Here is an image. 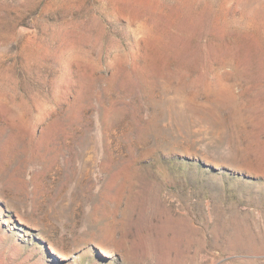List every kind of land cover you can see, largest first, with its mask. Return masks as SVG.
I'll return each instance as SVG.
<instances>
[{"label":"rangeland","instance_id":"374dc122","mask_svg":"<svg viewBox=\"0 0 264 264\" xmlns=\"http://www.w3.org/2000/svg\"><path fill=\"white\" fill-rule=\"evenodd\" d=\"M0 264H264V0H0Z\"/></svg>","mask_w":264,"mask_h":264}]
</instances>
